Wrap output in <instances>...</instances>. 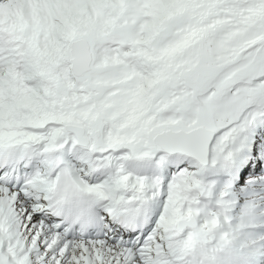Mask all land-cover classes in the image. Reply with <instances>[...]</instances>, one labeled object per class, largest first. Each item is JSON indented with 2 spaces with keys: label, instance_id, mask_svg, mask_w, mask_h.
I'll return each instance as SVG.
<instances>
[{
  "label": "snow or ice",
  "instance_id": "snow-or-ice-1",
  "mask_svg": "<svg viewBox=\"0 0 264 264\" xmlns=\"http://www.w3.org/2000/svg\"><path fill=\"white\" fill-rule=\"evenodd\" d=\"M0 264H264V0H0Z\"/></svg>",
  "mask_w": 264,
  "mask_h": 264
}]
</instances>
